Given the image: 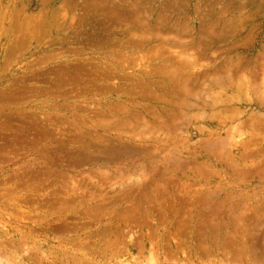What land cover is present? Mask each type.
Segmentation results:
<instances>
[{"label":"rangeland","instance_id":"rangeland-1","mask_svg":"<svg viewBox=\"0 0 264 264\" xmlns=\"http://www.w3.org/2000/svg\"><path fill=\"white\" fill-rule=\"evenodd\" d=\"M0 12V264H264V0Z\"/></svg>","mask_w":264,"mask_h":264},{"label":"bare ground","instance_id":"bare-ground-1","mask_svg":"<svg viewBox=\"0 0 264 264\" xmlns=\"http://www.w3.org/2000/svg\"><path fill=\"white\" fill-rule=\"evenodd\" d=\"M45 2H46V1H45ZM14 5H15V4H14ZM42 8H43V7H41V9H42ZM18 9H19V7H18ZM20 9H21V7H20ZM226 9H227V8H226ZM4 10H5V9H4ZM8 10H9V9H8ZM38 10H39L40 13H41V10H40V9H38ZM5 11H6V10H5ZM18 11H21V10H18ZM39 11H38V12H39ZM65 11H66V10H65ZM2 12H3V11H2ZM14 12H16V10H14ZM0 13H1V12H0ZM12 13H13V12H12ZM19 13H20V12H19ZM36 13H37V12H36ZM44 13H45V12H44ZM2 14H4V13H2ZM2 14H1V15H2ZM16 14H18V13L16 12ZM42 14H43V13H42ZM11 15H12V14H11ZM14 15H15V14H14ZM74 15H75V14H74ZM23 16H24V15H23ZM23 16H22V17H23ZM25 16H26V15H25ZM32 16H33V15H32ZM37 16H38V15H37ZM45 16H46V15H45ZM71 16H72V15H71ZM1 17H2V16H1ZM14 17H17V16L15 15ZM34 17H35V16H34ZM39 17H40V16H39ZM41 17H42V16H41ZM51 17H52V15H51ZM18 18H19V17H18ZM18 18H17V19H18ZM148 18H149V17H148ZM10 19H11V17H10ZM33 19H34V18H33ZM72 19H73V18H72ZM13 20H15V18H14ZM13 20H12V21H13ZM18 20H19V19H18ZM140 20H141V19H140ZM161 20H162V19H161ZM15 21H16V20H15ZM29 21H30V20H29ZM31 21H32V20H31ZM34 21H36V20L34 19V20H33V23H34ZM36 22H37V21H36ZM40 22H41V21H40ZM11 23L14 24L15 22H11ZM16 23H17V22H16ZM27 23H28V21H27ZM30 23H31V22H30ZM38 23H39V22H38ZM42 23H43V21H42ZM42 23H41V24H42ZM13 24H12V25H13ZM14 25H15V24H14ZM18 25H19V24H18ZM21 25H22V24H21ZM21 25H20V26H21ZM26 25H27V24H26ZM28 25H29V24H28ZM43 25H44V24H43ZM213 25H214V24H213ZM1 26H2V25H1ZM20 26H19V27H20ZM23 26H24V23H23ZM30 26H31V25H30ZM32 26H33V25H32ZM11 27H13V26H11ZM15 27H16V26H15ZM34 27H35V26H34ZM34 27H32V28H34ZM37 27H39V26H37ZM37 27H36V28H37ZM40 27H41V26H40ZM40 27H39V29H40ZM43 27H44V26H43ZM17 28H18V27H17ZM19 29H20V28H19ZM24 29H26V28H24ZM24 29H23V30H24ZM30 29H31V28H30ZM33 30H34V29H33ZM157 30H158V29H157ZM4 31H5V30H4ZM6 31H7V30H6ZM11 31H12V30H11ZM29 31H30V30H29ZM39 31L41 32V29H40ZM18 32H19V31H18ZM20 32H21V31H20ZM22 32H23V31H22ZM36 32H37V30H36ZM192 32H193V31H192ZM33 33H34V32H33ZM33 33L31 32V34H33ZM23 34H25V33H23ZM23 34H22V35H23ZM36 34H37V33H36ZM19 35H20V34H19ZM15 36L17 37L18 35H15ZM22 37H23V36H22ZM19 38H20V37H19ZM38 39H39V38H38ZM175 42H176V41H175ZM172 46H173V45H172ZM189 50H190V49H189ZM189 55H190V54H189ZM182 61H183V60H182ZM196 62H197V61H196ZM142 68H143V67H142ZM225 69H226V68H225ZM214 71H215V70H214ZM171 72H172V71H171ZM217 74H218V73H217ZM247 74H248V73H247ZM221 78H222V77H221ZM203 80H204V78H203ZM194 82H195V81H194ZM196 88H197V87H196ZM196 104H197V103H196ZM179 111H180V110H179ZM153 115H154V114H153ZM155 116H156V115H155ZM163 121H164V120H163Z\"/></svg>","mask_w":264,"mask_h":264}]
</instances>
